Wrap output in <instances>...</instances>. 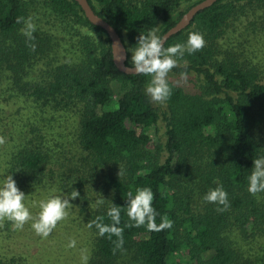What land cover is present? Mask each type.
<instances>
[{
  "label": "trees",
  "instance_id": "trees-1",
  "mask_svg": "<svg viewBox=\"0 0 264 264\" xmlns=\"http://www.w3.org/2000/svg\"><path fill=\"white\" fill-rule=\"evenodd\" d=\"M88 1L123 39L131 66L140 34L162 37L202 0ZM20 17L32 18L34 40ZM191 32L206 44L178 60L172 95L159 104L145 93L150 77L117 67L109 34L76 0H0V180L12 175L30 200L79 191L69 212L88 232L87 264H264V192L248 191L253 161L264 157V0H218L164 47ZM217 186L228 193L222 212L203 200ZM143 187L157 224L167 215L171 229L126 227L127 193ZM112 204L124 228L115 252L117 237L87 227L98 216L110 225ZM0 264L37 263L0 251Z\"/></svg>",
  "mask_w": 264,
  "mask_h": 264
},
{
  "label": "clouds",
  "instance_id": "clouds-1",
  "mask_svg": "<svg viewBox=\"0 0 264 264\" xmlns=\"http://www.w3.org/2000/svg\"><path fill=\"white\" fill-rule=\"evenodd\" d=\"M24 22L25 27L21 29L22 34L29 41L34 40L33 33L36 31L32 18L25 20L23 17L17 18V23ZM156 29H151L147 34H140L137 46L131 52V67L134 73L150 77L146 86L145 93L151 101L159 104L165 103L172 95V88L169 85L168 74L175 67H178V60L182 59L185 52L193 54L202 50L206 44L201 33H189L186 44L176 43L167 48L164 47L165 39L158 36ZM35 50V44H30ZM186 67V65H185ZM181 77L187 79V73L182 72ZM6 143V138L0 136V145ZM248 191L252 195L264 192V157L253 161V170L249 176ZM80 196L79 191L73 189L68 195H56L40 202V211L33 216L29 208L26 207L25 194L22 192L13 179L12 175L5 176L0 180V227L5 221L11 222L14 230H23L25 224L31 223L35 233L43 238H47L57 227L58 223L69 216V209L73 207L70 200H75ZM127 216L134 223L126 227L146 226L148 231L160 232L173 227V221L167 215L161 217V222L157 224L156 217L159 215L153 207L155 199L154 193L150 187L137 188L135 194L131 191L127 193ZM208 203L222 205L218 211H225L230 206L228 193L223 186H217L210 189L203 197ZM105 199L101 196L95 201L97 206L103 205ZM107 216L112 223H103V217H97L87 223L88 228L95 226L99 235L108 234L109 239L112 236L117 237L114 252L116 249H123L124 228L119 227L121 219V207L112 204L107 212ZM76 241L70 240L68 247L74 248ZM88 255L82 250V264H87Z\"/></svg>",
  "mask_w": 264,
  "mask_h": 264
},
{
  "label": "rangeland",
  "instance_id": "rangeland-1",
  "mask_svg": "<svg viewBox=\"0 0 264 264\" xmlns=\"http://www.w3.org/2000/svg\"><path fill=\"white\" fill-rule=\"evenodd\" d=\"M171 80L180 83L176 77L169 76ZM191 85L193 82L183 81ZM115 93H119L121 88L117 83L113 85ZM164 131L162 126L161 132ZM50 197H36L30 200L29 197L24 201L26 207L33 209L36 215L40 211V202ZM70 211V210H69ZM74 214L69 212V216L58 223L49 237L43 238L35 233L31 227V221L25 224L23 230H11L6 227H0V251L1 252H18L29 256L37 264H82V250L87 254L88 232L87 235L77 229V222L72 220ZM35 216V215H33ZM72 220V222L69 220ZM7 222V221H5ZM4 222V223H5ZM75 229V230H74ZM76 241L74 248L68 247L70 240Z\"/></svg>",
  "mask_w": 264,
  "mask_h": 264
},
{
  "label": "water",
  "instance_id": "water-1",
  "mask_svg": "<svg viewBox=\"0 0 264 264\" xmlns=\"http://www.w3.org/2000/svg\"><path fill=\"white\" fill-rule=\"evenodd\" d=\"M76 1L81 5L89 21L94 25L103 27L109 34L111 38L113 57L117 67L126 73L133 74L134 69H130L131 66L127 65L126 63L128 59L126 45L117 30L115 29V27L110 24L106 19L98 15L94 11L88 0ZM217 1L218 0H202L201 2L192 6L173 27H171L167 32L163 34L162 38L165 39V43L171 36L188 27L194 17L198 14V12L204 10L207 7L212 6Z\"/></svg>",
  "mask_w": 264,
  "mask_h": 264
}]
</instances>
